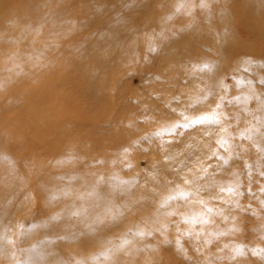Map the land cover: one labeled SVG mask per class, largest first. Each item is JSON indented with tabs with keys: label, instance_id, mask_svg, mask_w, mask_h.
<instances>
[{
	"label": "clouds",
	"instance_id": "1",
	"mask_svg": "<svg viewBox=\"0 0 264 264\" xmlns=\"http://www.w3.org/2000/svg\"><path fill=\"white\" fill-rule=\"evenodd\" d=\"M0 264H264V0H0Z\"/></svg>",
	"mask_w": 264,
	"mask_h": 264
},
{
	"label": "rangeland",
	"instance_id": "2",
	"mask_svg": "<svg viewBox=\"0 0 264 264\" xmlns=\"http://www.w3.org/2000/svg\"><path fill=\"white\" fill-rule=\"evenodd\" d=\"M63 96H64V92H63V91L59 92V93L56 95V97L51 101L52 106L54 107V106L58 105L59 103H61V101H62V99H63ZM83 115H84L85 118L87 119V113L85 112V113H83Z\"/></svg>",
	"mask_w": 264,
	"mask_h": 264
}]
</instances>
